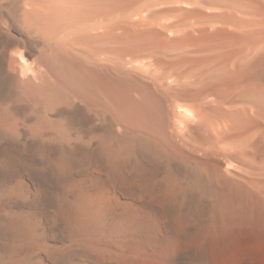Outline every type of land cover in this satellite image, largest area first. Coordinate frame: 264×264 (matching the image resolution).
<instances>
[{
	"label": "bare ground",
	"instance_id": "obj_1",
	"mask_svg": "<svg viewBox=\"0 0 264 264\" xmlns=\"http://www.w3.org/2000/svg\"><path fill=\"white\" fill-rule=\"evenodd\" d=\"M153 4L180 17L167 24V8L160 19L149 14ZM153 4L140 11L150 18L131 5L123 19L108 0H0V115L10 116L8 100L20 90L52 95L63 115L35 133L0 123V264H126L137 248L157 246L212 264V221L183 239L159 234L149 208L168 215L163 204L184 202L180 188L191 190L196 180L170 168L161 176L139 162L141 139L204 181L216 253L244 229L232 240V263L253 264L249 249L258 243L264 264V98L250 90L264 85V0ZM35 33L108 79L111 102L80 77L69 84L46 73V53L55 50L45 52L47 43L33 56Z\"/></svg>",
	"mask_w": 264,
	"mask_h": 264
},
{
	"label": "rangeland",
	"instance_id": "obj_2",
	"mask_svg": "<svg viewBox=\"0 0 264 264\" xmlns=\"http://www.w3.org/2000/svg\"><path fill=\"white\" fill-rule=\"evenodd\" d=\"M136 1L137 0H122V1L121 0H118V1L117 0H108V5H109V7L110 6H114L116 8L115 10H118L120 12V14L122 15V17H123L125 15V12L128 13L127 9L130 10V6L132 5V3H135ZM37 2H45V0H37ZM137 2H138L137 5L138 6H142V7H138L136 5V3H135V6L138 9L136 7H133L134 4L132 5V7L134 9L136 8L138 10V13H139L140 11H142V9L145 10L146 6L148 4H151V3L153 4V2L156 3V0H154V1L138 0ZM122 4H125V5L122 6ZM127 4H130V5H127ZM120 6L122 7V9H121ZM148 6H147V8H148ZM150 6L151 7L153 6L152 9L149 7L151 9V11H149V14L151 16H153L152 13L155 12L156 15L154 14L153 17H156V16L158 17L160 15V19H164V17L161 16V15L166 14L168 12L170 16H168L166 14L168 17H166L167 19H164L167 22V24H169L170 22L172 23L175 20L174 17H175L177 12H172L170 10L168 11L169 8H167L166 6H161V7L157 6V8L154 7V4L150 5ZM164 7L167 8L166 9L167 12H166ZM133 8L131 10H133ZM149 8H148V10H150ZM153 9L156 10V11H153ZM157 9L158 10L160 9V11L162 9H164L166 13L163 10H162L163 13H162V11L159 12ZM122 10H124V11H122ZM144 10H143L142 13H144V15L147 13L145 15V17L147 18L148 12H145L147 9L145 11ZM133 11H135V10H133ZM106 12L108 13L110 11H106ZM122 12H124V13H122ZM135 12H137V11H135ZM170 12H171V14H170ZM158 13H160V14L158 15ZM172 13L174 14L173 17H172ZM120 14H119V17L121 16ZM178 14L179 13H177V15ZM136 15L137 14H135V16L133 15V17H136ZM144 15L141 14V12L138 14L139 17L144 16ZM150 15H148V18H150ZM125 16H127V14ZM179 17H180V14H179ZM2 18L6 19V16H2ZM124 18H126V17H123V19ZM176 18H178V16H176ZM2 23H3V20L0 19V25ZM1 31L2 30L0 29V33H1ZM171 34H173V33H171ZM173 35H170L171 38L173 37ZM1 37H0V41L2 40ZM41 40H43V41H41ZM44 40L45 39L42 38L41 36H40V39H39V36H37V34L35 35L34 40L31 39L30 44H29V49L31 48L30 50H31V53L33 54V56L34 55L36 57L39 56V54H40L39 50H43L44 49L43 46H45L49 42L47 39L45 41ZM48 44L45 46V52H47L50 47H52L51 48L52 50L56 49V46H54L55 45L54 43L49 44V45ZM30 46H32V47H30ZM46 47L47 48L49 47V48L47 49ZM57 52H58V54H57ZM59 52L60 51H56L55 50V53H54V51L49 50V52L46 53L47 56H48V53H49V56L46 57V61H47L48 65L45 62V65H44L45 67L44 66L43 67H44V69L46 68V66H49L48 68H50V69H47V68L45 69L46 73H49V74L52 73V75L50 74V76L52 78H54L55 80H56V78L58 80L59 77L62 78L64 76H65L64 78L67 81L69 79H71V77H72V79H73V77L77 78V79H78V77H80V79H83V81L85 80L84 83H87L90 86V88L98 90L97 93L101 97L103 96L102 97L103 99L105 97L106 98V102H109V103L111 102L112 96L109 94V92L106 89V87L111 85V82L107 83L108 79L107 80L98 79V76L93 74L92 68L89 67V66H86L85 63H83V61L80 60V58H76L75 56H71V55H68L66 53H63V52L59 53ZM50 53H52V54H50ZM54 54H56V56L58 58L56 56H54ZM33 58H35V57H33ZM50 65L52 67H54V68H52ZM61 68L62 69L64 68V69L62 70ZM70 70H73L75 73L73 71H71L72 73H70L69 72ZM261 70L264 73V67L263 68L261 67ZM62 71H64L63 74H62ZM61 75H62V77H61ZM71 80L68 81L69 84H71ZM74 80H76V79H74ZM101 82H103V83H101ZM93 86H97V88H95ZM263 87H264V85L263 86L252 85L250 87V90L252 88V93L254 92V95L258 96V94H259V95H261L264 98V91H263L264 88ZM259 88H260V91H257V90H259ZM110 89H112V85H111V88L108 87L109 91H110ZM111 92H112V90H111ZM51 97H52V95H50V94H48L47 97H45L43 99L39 98L37 95L31 97V96H27V94L26 95L22 94V92L20 90V93L18 95L9 98L8 106H9L10 116L6 117L4 115H2V116L0 115V123H1V121L7 120L8 121V123H7L8 126L7 127H9V128L12 127L15 130H17V131H19L18 130L19 128H25L31 133L32 132L33 133L39 132L40 129H42L43 127H46V126L47 127L48 126L51 127V125H53L54 123H57V122H60L61 120H63V117H61V116H63L62 115V111H60V112L58 111V107L59 106L54 103V100L53 101L51 100ZM43 104H45V110L41 109L42 107H44ZM112 108H113V105H112ZM76 111H77L78 114H81L80 110L77 109ZM0 114H3V113L0 112ZM78 126H79L78 128L80 130H83V132L86 133V131H84V130L88 128L87 125L85 126V125H80L79 124ZM0 137H1V134H0ZM21 140L23 142L26 141L25 139H21ZM140 141H141L140 143H138L139 142L138 140L136 142L138 144L137 145V147H138L137 150L138 151H136L137 154L135 153V155H134L135 158H137V159L139 158L140 159V160L138 159L139 162H145L147 164H150L153 168L158 170L157 174H160L161 176L163 175V171L164 170H167L168 168H170V169H173L177 173L183 174L189 180H191V179L193 181L196 180V181H194L195 186H193L191 190L190 189H186L184 187L180 188V193L182 192L181 194L185 195L184 202L181 201V202H179L177 204H171V205L170 204L169 205L168 204H166V205L163 204L164 205L163 207L167 206L166 208L169 211L168 215H166L165 213L162 214V212H159L158 208L155 207V206H151L149 208L151 211L152 210L154 211V212L153 211L152 212H153L154 216L156 215L155 218L156 217L157 218L160 217V219L156 218L157 225L160 228L159 234H163V233L167 232V235L169 236V239H171V240H174V239H177V238L178 239H183V237L181 238V236H183V235H185L187 237L189 234H195L194 232L199 233L203 229L205 231V228H207L208 226H211V221H212L213 232L210 235L209 240L207 241V246H208V249H209L208 251L210 252L209 256L211 257V259H210V257H209V259L211 260L212 264H220L221 261H222L223 264H233L232 263L233 260H238L237 259L238 255H235V257H234L235 247H233V245H231V244H233L232 240L234 241V240H237L239 237H244L245 230L243 229L241 234H240L239 231H237V234L231 232L230 235L227 237V240L229 242L228 249H227V247H225V251H222L224 253H222V254L216 253L218 251L217 250V247H218L217 246V244H218L217 241L218 240L216 239V235L214 233V229H215V225L217 224V219H216V216H214V214H213L214 212H211V205H210V203L208 201V198H207L206 186H205L204 181L200 177H197L196 174L192 170H190L182 162L177 161V160H173L172 157H167V156L166 157H162V156L160 157V154L158 153L156 148H154L153 146H150L151 149L149 150V149H147V148H149V143H147L143 139H141ZM261 141L264 142V139H262ZM145 142L148 145V147H147V145L144 146ZM45 143L48 144V147L49 146H53V145H50V144H52L50 141L46 140ZM263 149H264V146H263ZM152 150H154V151H152ZM153 153H155V154H153ZM138 154L141 157L138 156ZM259 154H264V150L261 153H259ZM197 182H199V183H197ZM194 191H196V192H194ZM178 212H180V213H178ZM163 215H165L164 219H163V217H164ZM178 215H180V216H178ZM175 216H177V217H175ZM161 217H162V219H161ZM175 218H177V219L179 218L181 220L186 219V223H184V222L180 223V224L179 223H172ZM165 219L166 220L168 219L170 223L168 221H166ZM163 220H165L166 222H162ZM167 224H169L170 226L167 227L168 226ZM172 226H174V227H172ZM174 228H176V230ZM170 229L172 230V232H171ZM174 233H175V235H174ZM234 235H236L237 237L234 236ZM177 236H179L180 238L177 237ZM233 236H234L235 239L233 238ZM199 246H200L199 244L195 245L196 248H199ZM157 247L152 248V249L148 250L147 252L145 251L143 253H142V251H144V250H141V249L137 248L139 250V252H137L136 250L135 251L138 253V255L134 256L135 259H133V258L130 259L129 258L128 259L129 261H127L126 264H195V263H197V261L194 262V260H195L194 258L195 257L192 254L182 253L179 256V255H176V252L173 249H171V248L170 249L168 248L170 250V251H168V249H163L165 247H163V248L161 246H157ZM160 247H161V249H160ZM219 249H220V247H219ZM226 251H228V252H226ZM148 252L150 253V255L148 254ZM145 254L147 256H144ZM172 254L173 255L175 254L174 256H178V258L177 257H173ZM221 255H222V258H221L222 260H219ZM249 256H250V259H251L253 264H261L262 256H263V248H261V245L258 244V243L257 244L256 243H252L251 246H250V249H249ZM229 258H231V261H230ZM218 260L220 262H218Z\"/></svg>",
	"mask_w": 264,
	"mask_h": 264
}]
</instances>
